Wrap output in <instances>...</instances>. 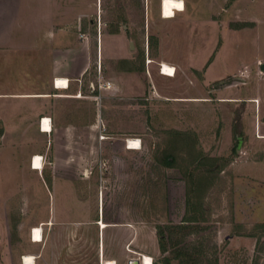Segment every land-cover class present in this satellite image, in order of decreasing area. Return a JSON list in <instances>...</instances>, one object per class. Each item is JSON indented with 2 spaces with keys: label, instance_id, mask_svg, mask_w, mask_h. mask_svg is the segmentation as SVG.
<instances>
[{
  "label": "rangeland",
  "instance_id": "rangeland-1",
  "mask_svg": "<svg viewBox=\"0 0 264 264\" xmlns=\"http://www.w3.org/2000/svg\"><path fill=\"white\" fill-rule=\"evenodd\" d=\"M25 1L0 0V42L46 46L45 25L39 20L43 7ZM183 1L186 10L174 18V33H123L124 27H148L139 19L140 0H103L102 16L82 22L83 33H72L78 31L75 22L55 24L64 26L66 37L51 40L50 46L63 48L49 46L50 60L77 59L73 73L87 60L90 63L75 94L79 100L57 104L60 112L67 113V122L84 127L69 137L72 145L62 156L83 161L77 171L74 163L66 171L68 178L79 181L74 185L83 214L65 208L61 213L65 222L46 231L41 243L31 242L33 229L25 220L44 214L18 213L14 200L39 195L46 205L52 187L21 164L23 154L40 142L11 135L0 148V264H23L26 254L40 256L36 264H103L104 260L127 264L130 256L139 257L129 254L127 232L120 229L128 223L144 232L133 248L151 251L154 239L160 247L157 227H161L169 247L180 241L179 246L190 249L202 264H264V231H253L264 224V0ZM127 10L132 11L131 19L117 21L122 16L118 14ZM210 20H215L217 31H239L230 37L215 33ZM115 28L120 33H110ZM223 38L225 50L206 82L211 46ZM75 40L85 49L89 46L82 58L67 50ZM9 52L18 61L16 67L11 65L14 76L30 68V53ZM162 63L177 66L175 77L161 74ZM240 71L251 76L215 81ZM99 82H110L112 88L98 90ZM232 87L242 98L225 96V89ZM130 139L140 140L141 148L127 150ZM194 148L203 160L217 158L224 167L205 175L209 180L201 195L205 222L192 224L193 233L185 235L174 225L182 224L185 216L186 177L180 167H166L162 159L171 153L179 166L187 165ZM62 189L69 192L66 201L73 200L75 192L66 185ZM10 193L16 197L4 206ZM51 202L54 206L53 197ZM101 218L115 226L102 230L96 223ZM252 231L256 237L247 236ZM154 264L179 263L172 254L161 252Z\"/></svg>",
  "mask_w": 264,
  "mask_h": 264
},
{
  "label": "crops",
  "instance_id": "crops-1",
  "mask_svg": "<svg viewBox=\"0 0 264 264\" xmlns=\"http://www.w3.org/2000/svg\"><path fill=\"white\" fill-rule=\"evenodd\" d=\"M22 1L23 0H20V2ZM26 1L27 5L29 6L40 5L41 7H43L42 10L40 9L43 15H40L42 18L39 20L42 21L45 25V36L47 37L49 44L43 47H37L35 45L14 47L0 42V148H2L3 143L11 135H20L22 136V138H25L27 136L29 137L27 141L29 143L34 142V140H38L40 142L39 146L31 148L23 154L21 164L30 172H36L39 176L40 181L44 184V179H46L45 181L47 182V184L52 187V193L49 192V202L48 204L44 205V201L40 200L41 197L39 195L31 194H27L25 197L22 196L19 200L14 201L17 202L16 208L18 210V213L21 212L23 215H29L34 210L38 214H44L41 218L39 216V219L36 218L34 220H29L28 216L25 220L31 230L37 226L43 227L44 241L46 231H52L53 229H56L57 225H61L65 222V220L61 217V213H63V210L65 208L69 207L68 209L73 211V213L75 214L79 212V215L81 217L83 214V202L81 200H78L77 190L75 188L76 186L74 185V183H77L78 179L77 177H74L72 179L68 178V172H66L68 166H72L73 163L74 172L77 171V167H82L83 161L77 158V156H74L73 159H66L62 156L63 153L72 145L70 144L71 142L68 143L69 137L75 132L77 133V131L84 129V127L73 122H67V113H64L62 111L60 112L57 104L62 103L67 99H73L76 101L79 100V97L75 96V94L78 93L79 87L81 86L83 81L82 78L84 76V73L88 71L90 64L89 60L86 61L85 66L81 63L82 67L80 68L78 73H73L72 71L75 69L73 63L76 62L77 59L74 58L63 62L54 59L52 62L49 56V54H51V50L59 49L61 46L55 43L50 46V43L52 42V39H58L59 41H62V39L66 37L64 26L59 25V27L56 28V23H66L68 21L75 22L78 24H76L75 26L78 31L72 33H83L81 27L82 22L92 21L93 16L101 17L104 11L102 6L103 0ZM163 1L164 0H140V2L138 3L140 7L139 19L142 20V22L146 21L148 27L145 26V30L141 25L137 29L124 27L123 33H174V18L167 19L166 17H164L165 15L163 12ZM118 16L121 17L119 19L116 18L117 21H123L127 19L128 16L129 18L132 16V11L127 10L126 14L121 13L118 14ZM209 22L214 23V26H212V28L214 27L215 33H228L227 35H229L230 37L231 35L235 34V32L239 31H217L215 27V20H210ZM45 23H53V25H50L49 27ZM52 26H55L54 29L52 28ZM232 31H234V33ZM110 33L120 32L117 30V28H115L114 30L110 31ZM221 35L222 34H220L219 36ZM77 40H75L74 45L67 50H69L73 54L81 56L80 58H82L83 50H87V53H89V46L87 44V47L85 49V46ZM210 41L211 40H209V43L211 45ZM214 43L213 46H211L213 57L211 56L209 58L208 65L207 67H205L206 70L204 73V79L206 82L210 81L209 79L207 80V76L210 74L212 65L216 62L218 56H220L225 50L224 38L222 42L218 41L217 44ZM161 44L162 41L160 42V46ZM49 46L52 49L48 48ZM61 48H63V46ZM14 49L21 50L22 52H26L28 54L30 53L33 56L30 59V68L26 67L20 69L23 71V73L15 76L13 75V72H11V65H13V67H16L18 61H16V56H13L12 53L9 52ZM8 52L11 54L9 55ZM36 55L37 57H35ZM4 64H6L5 68ZM35 64H37V68ZM175 68L177 69V66ZM195 70L199 71V69L196 68ZM249 76H251V73L249 71H240V73H235L234 76L217 78L215 81H221L228 77L237 78L239 79V81H241L247 79V77ZM58 78L67 80L68 87L58 88L56 84V80ZM232 90H235V88L232 87V89H225V96L234 94L235 97H241L237 91ZM70 117H73V115H70ZM43 118L45 120H50L52 129L51 132H47L45 130V120L43 122ZM37 156L43 158L44 167L42 170H36L34 166V159ZM65 185L66 189L69 188V190L71 189L70 191L75 192L73 200L69 199L68 202L66 201V198L69 192L65 193V190L62 189L65 187ZM10 194H8V196L4 198L3 205L6 204L7 201L9 202L10 200L15 199L16 195ZM52 197L54 206L51 202ZM52 206L54 213L58 214L57 220L55 216H52ZM26 207L27 210H25ZM45 214H48V216L44 217ZM101 222H104L103 218H101V221L96 220V223L99 226H101ZM106 225H108L106 228H109V226H115L111 224ZM105 229L102 228V230ZM120 229H122L124 232H127L129 254H136L139 256L137 258L140 259L141 256L148 255L155 262V257L161 254L160 247L158 246V242L155 239L154 242L156 243L151 251L133 248L139 241L138 234L143 235L144 232L140 229L138 230V228L130 223L122 225ZM133 231L135 233V237L132 239L131 235ZM152 238L153 236L151 235L150 240H153ZM31 242L33 244H39L32 241V239ZM37 258L38 257H36V260ZM129 258L130 259L128 260V262L132 259L131 256Z\"/></svg>",
  "mask_w": 264,
  "mask_h": 264
},
{
  "label": "trees",
  "instance_id": "trees-1",
  "mask_svg": "<svg viewBox=\"0 0 264 264\" xmlns=\"http://www.w3.org/2000/svg\"><path fill=\"white\" fill-rule=\"evenodd\" d=\"M194 148L192 152H190V159L187 161V165H178V160L171 153L163 156L162 162L166 167H180L184 176L186 177V194H187V204H186V212L183 218V223L180 225H174V229L183 231L185 235L193 233L192 224L204 223L205 220L201 214L203 213L204 206L203 201L201 199L202 192L205 191V188L208 186L207 180L205 177L206 174H213L220 172L224 166H221L219 163V159L213 158L210 159L207 157L206 160H203V157H200L199 153L195 151ZM193 158V159H192ZM193 161H190V160ZM211 161L209 164L206 161ZM219 162V163H218ZM210 188V185H209ZM157 235L159 236V245L162 254L169 253L172 254L173 259L178 260L179 264H202L195 254L191 253L190 249L187 247L179 246L180 241H174L172 248L168 246L165 242V234L161 227H157ZM264 231V224L256 225L253 231ZM249 233L250 237H256L257 234ZM215 264H218L217 262Z\"/></svg>",
  "mask_w": 264,
  "mask_h": 264
},
{
  "label": "bare ground",
  "instance_id": "bare-ground-1",
  "mask_svg": "<svg viewBox=\"0 0 264 264\" xmlns=\"http://www.w3.org/2000/svg\"><path fill=\"white\" fill-rule=\"evenodd\" d=\"M186 10V5L183 0H164L163 1V12L164 17L167 19L175 18L178 12H184ZM151 63V62H150ZM161 74L165 77H175L176 75V68L172 65L167 63H162L160 65ZM56 84L58 88L67 87L68 81L64 79H57ZM44 128L47 132H51V123L50 120H45ZM50 134V133H49ZM129 149L132 150H139L141 148V141L138 139H130L128 140ZM34 166L36 170H42L44 167L43 158L42 157H35L34 159ZM100 225L103 229L107 227L104 222H101ZM34 242L40 243L43 241V228L41 226H37L33 228L31 234ZM23 264H36V257L31 254H26L23 256ZM142 264H153V260L150 256L144 255L141 256ZM103 264H116L114 260H104Z\"/></svg>",
  "mask_w": 264,
  "mask_h": 264
},
{
  "label": "built area",
  "instance_id": "built-area-1",
  "mask_svg": "<svg viewBox=\"0 0 264 264\" xmlns=\"http://www.w3.org/2000/svg\"><path fill=\"white\" fill-rule=\"evenodd\" d=\"M68 87V85H67ZM97 88L98 90H101V89H111L112 88V84L110 82H107V83H103L102 82H99L98 85H97ZM78 96V95H77ZM80 96V94H79ZM44 118L42 119V121L44 122ZM51 123V122H50ZM104 138V137H102ZM126 149L127 150H132V149H129V144H128V141H127V144H126ZM154 262V261H153ZM141 264H142V260H141ZM154 264V263H153Z\"/></svg>",
  "mask_w": 264,
  "mask_h": 264
},
{
  "label": "water",
  "instance_id": "water-1",
  "mask_svg": "<svg viewBox=\"0 0 264 264\" xmlns=\"http://www.w3.org/2000/svg\"><path fill=\"white\" fill-rule=\"evenodd\" d=\"M128 264H141V259L140 258H133L128 262Z\"/></svg>",
  "mask_w": 264,
  "mask_h": 264
},
{
  "label": "flooded vegetation",
  "instance_id": "flooded-vegetation-1",
  "mask_svg": "<svg viewBox=\"0 0 264 264\" xmlns=\"http://www.w3.org/2000/svg\"><path fill=\"white\" fill-rule=\"evenodd\" d=\"M39 257H40V256H39ZM39 257H38V258H39Z\"/></svg>",
  "mask_w": 264,
  "mask_h": 264
}]
</instances>
